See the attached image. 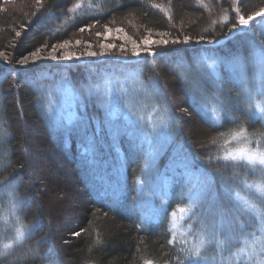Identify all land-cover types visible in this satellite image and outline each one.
<instances>
[{"label": "trees", "instance_id": "trees-1", "mask_svg": "<svg viewBox=\"0 0 264 264\" xmlns=\"http://www.w3.org/2000/svg\"><path fill=\"white\" fill-rule=\"evenodd\" d=\"M261 8L264 0H0V52L7 56V60L0 56V180L15 177L16 197L26 200L14 208L11 185H0V264H143L145 259L175 264L176 257H187L204 237L189 211L193 204L189 190L198 173L185 165L195 158L201 171L220 170L225 179L232 177L233 169L225 170L224 161L208 163L209 156L243 147L242 141L232 139L240 127L256 149L255 141L264 132L258 122L264 105L253 89L251 99L242 95L229 106L238 123L214 122L212 104L203 112L190 106L184 91L189 86L178 78L183 71L181 58L214 65L210 79L222 83L223 91L235 98L241 89L233 82L234 57L245 62L248 80L257 78L264 21L250 22L251 32L229 29L237 22V9L247 17ZM105 25L111 32L123 29L120 32L137 43L162 38L169 44L154 41L146 47L157 56L141 53L128 62L123 53L131 54L129 42L106 36ZM64 40L70 44L53 52L52 46ZM111 40L117 41L114 46L101 47ZM37 49L41 59L35 66L31 61L27 68L17 63ZM89 51L96 55L88 56ZM65 53L74 56L50 58ZM41 77L40 83L54 90L56 117L36 102L38 93L28 83ZM151 79L168 92L167 110L151 92ZM89 86L99 92L85 111ZM182 108L187 112H180ZM241 109H248L250 115H243ZM173 116L166 138L153 144L136 132L137 123L145 128L155 125L159 131L162 117ZM81 121L89 133L99 130L94 159L85 154ZM259 146L264 148V143ZM238 171L237 182L229 187L256 210L242 217L243 230L220 238H227L226 244L205 245L202 253L213 264L224 260L250 264L245 262L249 251L259 248L263 252L258 256L264 259V202L254 195L255 188L244 187L245 181L254 185L261 177L248 167ZM137 178L149 179L151 190L146 187L140 195V185L134 186ZM221 182L217 177L216 184ZM21 225L26 230L35 226V231L17 241L15 230ZM59 228L61 245L56 241ZM81 229L85 231L80 237L72 236ZM172 239L175 243L169 245ZM37 250L43 259L35 258Z\"/></svg>", "mask_w": 264, "mask_h": 264}, {"label": "snow or ice", "instance_id": "snow-or-ice-1", "mask_svg": "<svg viewBox=\"0 0 264 264\" xmlns=\"http://www.w3.org/2000/svg\"><path fill=\"white\" fill-rule=\"evenodd\" d=\"M78 7V6H77ZM158 7V5H157ZM264 16V8H261L259 11L248 15L239 14V9H237V22L231 25L229 32L237 31L240 33L251 32L249 27L250 22L254 21L257 17ZM171 19V17H169ZM25 25L21 24V28H24ZM106 31H111L108 28V25H105ZM81 32L85 29L80 28ZM117 32L123 31V29H116ZM17 37L21 35L19 31L15 33ZM98 36L102 33H97ZM162 35H167V33H162ZM188 37H185L184 42L188 41ZM179 41L173 40L171 43L175 44ZM77 44L80 43L79 40L76 41ZM157 44L167 45L169 41L157 40ZM70 44L69 40H64L62 44L53 45L52 51L55 52L56 48H66ZM105 47V45H101ZM108 47H111L110 45ZM259 52L256 60L258 76L254 80H248L246 76L245 62L239 56H235L236 60V72L233 78V82L241 89L240 92H237L235 98L231 97L230 94L223 91L222 83L213 81L209 77V69H213L214 65H207L206 63L198 62L193 60L192 62H185L181 58V63L183 66V71L179 73L178 78L183 81L186 87L184 89L185 94L189 96L191 101L190 106L197 112H203L207 109L209 104L213 105L212 117L213 121H219L221 119H227L232 123H238V118L230 115V105L234 103V100H239L242 95H247L249 99L253 96V89L260 95H264V41H259L258 44ZM123 50V48H122ZM141 51L147 53L150 56H157L158 53L151 50V48L140 49L136 44H133V56L139 57ZM40 49L32 51L29 55H24L17 63L21 66H29L30 61L33 66L36 62L41 59L39 56ZM88 56H95L96 54L89 51ZM0 56H4L7 60V56L0 52ZM74 54L65 53L63 57L52 55L50 58L52 60H61V59H72ZM138 63V61H137ZM11 71H17L16 68H12ZM175 74V73H174ZM43 77L38 79H29L28 83L33 85V90L38 93L37 103L45 105L49 113L52 112V100L51 96L54 95V90L49 88L47 85L40 83V80ZM151 92L158 97L165 105V110L168 108L169 96L168 92L160 85L158 80H150ZM215 88V92H211L210 89ZM88 95L84 97V109L87 110L88 103L90 100L94 99V94H98L99 89L89 86ZM220 93V95H217ZM224 97V98H222ZM110 104V100H109ZM180 112H187V109H179ZM242 114L249 116L248 109H241ZM173 117L168 119H161L160 130L157 131V126L152 128H145L140 124H135L136 132L148 144H153L159 141L161 138H166L167 132L165 131L171 122ZM261 127L264 128V114L259 117ZM68 134H71V129L66 130ZM82 142L84 143L85 154H91L93 159L95 158L97 152V136L99 130H93V132H88L87 124L81 121V127L79 129ZM223 135V133H220ZM233 140L242 141L243 147L237 149L234 152H228L223 156H209L208 163L215 161L220 163L221 161L225 162V170L233 169L232 177L225 179L223 172L217 170L214 173H209L207 170L201 171L200 167L195 164V158L189 161L185 167H191L195 172L198 173L195 179V185L189 190V196L193 199V204L189 211L191 212L190 219L196 221L200 225V231L203 235V239L200 241L199 245H194L193 248L188 250V255L183 260L179 257L175 258V264H209L207 257L202 254V249L205 245H210L212 243H217L218 246L226 244L228 239L221 240V237H224L228 232H234L236 229L243 230L245 227V221L242 219L246 214H250L252 211L256 210V206L250 203L247 199H242L239 195V192L232 187H229L230 184L237 182L239 176V169L244 167L251 168L253 171L259 172L261 177V182L256 184H248L244 182L245 188H255L254 195L261 202H264V148H261L259 145L264 143V132L259 133L258 139L255 143L258 145L256 149L250 147L253 143V140L246 134V129L240 127L239 131L232 133ZM19 175V173H17ZM219 177L222 181L219 185L216 184V178ZM15 177L12 178L14 180ZM12 180L8 177H4L3 180H0V185L7 186L11 185L12 191L10 196L12 197V206L15 208L17 205H23L26 203V200L23 197H16V189L18 184H13ZM192 183V181H189ZM136 184L140 185L141 192L140 195H144V189L147 187L150 188V180L137 178L134 181V186ZM109 208L112 205H108ZM180 211L183 213L185 209L181 208ZM172 215L175 216L176 212L173 211ZM264 223V220H262ZM35 231V226L31 230H26L23 225L17 227L15 230V238L17 241H24L26 238V232L30 233ZM84 229L80 231H74L72 233L73 237H80ZM175 243V240H169L168 244L172 245ZM46 255V253L44 254ZM264 255V253H261ZM36 259H43V256L37 250ZM143 264H155V261L151 259H145ZM168 264V262H166Z\"/></svg>", "mask_w": 264, "mask_h": 264}, {"label": "rangeland", "instance_id": "rangeland-1", "mask_svg": "<svg viewBox=\"0 0 264 264\" xmlns=\"http://www.w3.org/2000/svg\"><path fill=\"white\" fill-rule=\"evenodd\" d=\"M255 21L256 22H258V21H264V16H262V17H257L256 19H255ZM262 30L264 31V22H263V25H262ZM112 36V35H117L118 36V38H119V36H120V38H121V40H123L124 42H129V48H130V52H131V54H129V53H123V54H125L124 55V60H126V61H128V62H132L133 60H134V57H133V44H136L141 50L142 49H144V48H146V45H149V44H151L152 42H154V41H157V40H163L162 38H147V39H149V40H146V41H144V42H142V43H137L135 40H133L132 38H130L129 36H127L128 34L127 33H125V32H117V31H114V32H111V31H108L107 33H106V36ZM115 42H117V41H115ZM114 42V40H111V41H109V43L108 44H106L105 45V47H108L109 45L112 47V46H114L113 45V43H115ZM118 48H121V47H118ZM141 53L142 54H144L145 52H143V51H141ZM140 57V56H139ZM61 60H63V59H61ZM54 61V60H53ZM255 94H256V96L258 97V99L259 100H263V101H261L262 102V104L264 105V95H263V98H261L260 96V94H258L257 92H256V90H255ZM62 105H66V103H62ZM67 106V105H66ZM66 106H65V108H66ZM260 111H262V109H260ZM53 113V114H52ZM52 113H51V115L53 116V117H56V114L55 113H57V110H56V108H54V107H52ZM264 114V113H263ZM70 117V116H69ZM70 119H72V117L70 118ZM68 120V119H67ZM46 191V190H45ZM63 197L64 196H62V197H60L61 199H63ZM70 209V207H69V203H67V205H66V210H69ZM72 212H74V211H72ZM71 212V213H72ZM71 215H73V213L71 214ZM64 218L67 220V219H69L70 218V216H69V214H66L65 216H64ZM67 222V221H66ZM173 225L175 226V227H177L178 226V221H174L173 222ZM60 228L57 230V233H56V238H57V235L58 236H60ZM56 241L58 242V244H60V241H59V239L57 238L56 239ZM61 245V244H60ZM263 250V248H259V249H252V250H250L249 251V253H248V255H247V260H245V262L247 261V262H249L250 264L252 263V264H264V259L262 258V257H259L258 255L260 254V252ZM263 252V251H262ZM204 256H205V254L204 253H202ZM212 257V256H211ZM255 260V261H254ZM209 264H213V262H212V260H211V258L209 257ZM229 260H224V262H222L221 264H230L229 262H228ZM233 264H237V263H233ZM246 264H248V263H246Z\"/></svg>", "mask_w": 264, "mask_h": 264}]
</instances>
